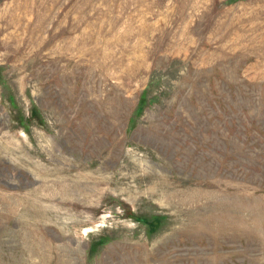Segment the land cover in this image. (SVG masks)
Segmentation results:
<instances>
[{"label": "rangeland", "instance_id": "rangeland-1", "mask_svg": "<svg viewBox=\"0 0 264 264\" xmlns=\"http://www.w3.org/2000/svg\"><path fill=\"white\" fill-rule=\"evenodd\" d=\"M0 264H264V0H0Z\"/></svg>", "mask_w": 264, "mask_h": 264}]
</instances>
